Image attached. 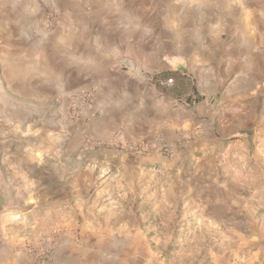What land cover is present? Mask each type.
<instances>
[{"label": "rangeland", "instance_id": "obj_1", "mask_svg": "<svg viewBox=\"0 0 264 264\" xmlns=\"http://www.w3.org/2000/svg\"><path fill=\"white\" fill-rule=\"evenodd\" d=\"M235 1L0 0V264H264V66L223 102L204 90L217 105L188 107L187 80L183 102L141 110L155 122L134 141L124 130L140 105L113 108L111 88L96 105L95 83L56 54L81 9L104 41L125 28L128 43L159 39L162 56L206 55L217 44L201 27L228 21ZM28 11L33 54L5 25ZM166 74L160 88L182 80Z\"/></svg>", "mask_w": 264, "mask_h": 264}, {"label": "crops", "instance_id": "obj_2", "mask_svg": "<svg viewBox=\"0 0 264 264\" xmlns=\"http://www.w3.org/2000/svg\"><path fill=\"white\" fill-rule=\"evenodd\" d=\"M235 2H239L235 6L240 7L239 15H236L235 7H231L227 15L228 21H218L211 23L210 26L201 27V32L207 35L204 39L208 41V34H211L217 44L213 50L207 49L206 55L195 52L180 53L174 50L162 56L159 39L158 41L153 39L152 42L140 41L139 44L128 43V31L125 28L120 33L122 35L120 42L104 41L105 34L88 26L84 19L86 11L79 9L69 16L67 22H70V28L66 32L62 31L64 36L60 38L57 51L55 50L57 58L75 67L79 80L95 83L96 105H109V101L100 103V97L104 99L102 94L106 88L112 89L108 95L111 99L115 98L114 101L111 100L113 108H119L122 113L125 110L124 106L133 103L135 108L140 105V109L128 111L131 117L128 118L124 130L127 138L136 140L146 135L145 131L152 129L155 122L146 116L139 122L138 114L141 110L145 114L150 110L148 115H152V112L158 114L160 106L166 105V108L170 109L176 104L174 98L157 86L153 80L155 76H162L165 73L186 76L192 85L196 84L197 91L205 96V101L212 100V104L217 105L220 101L211 98V93L204 94V90L216 88V91H221L223 97L220 99L223 102L226 87L228 91L238 90L242 79L246 81L249 74L264 66V11L250 8L247 6V0ZM93 13L94 10H89L88 14ZM30 16L28 11L25 23L19 22L17 27L12 18L5 22L10 37L7 40L25 47L26 54L32 53L35 44L33 37L30 36L34 34ZM18 27L22 30L20 31ZM12 34L15 35L11 37ZM192 47L196 49L195 45ZM131 48L137 49V54H134ZM45 56L50 58V54ZM122 60L131 61L137 68L132 71L121 69ZM105 99L109 100L106 97ZM105 111L108 109L105 108Z\"/></svg>", "mask_w": 264, "mask_h": 264}, {"label": "trees", "instance_id": "obj_3", "mask_svg": "<svg viewBox=\"0 0 264 264\" xmlns=\"http://www.w3.org/2000/svg\"><path fill=\"white\" fill-rule=\"evenodd\" d=\"M169 76H176L178 74H166ZM165 76V75H163ZM173 80V79H172ZM190 81L189 79H187L186 76H182V80L180 81V83L178 85H174L173 87L169 88V87H162L163 91L166 92L168 95L172 96L175 100H179L183 102V98L181 99V97L184 95V93H182L183 90V86L184 84H188V81ZM190 84V83H189ZM191 93L188 95V98L186 99V101L184 102L188 107H194L196 106L199 102H201L202 100V96L198 93L195 85H192L191 83Z\"/></svg>", "mask_w": 264, "mask_h": 264}, {"label": "built area", "instance_id": "obj_4", "mask_svg": "<svg viewBox=\"0 0 264 264\" xmlns=\"http://www.w3.org/2000/svg\"><path fill=\"white\" fill-rule=\"evenodd\" d=\"M173 83V80L172 79H169V80H167V81H164V82H160V84L162 85V86H169L170 84H172ZM45 260V259H44Z\"/></svg>", "mask_w": 264, "mask_h": 264}]
</instances>
